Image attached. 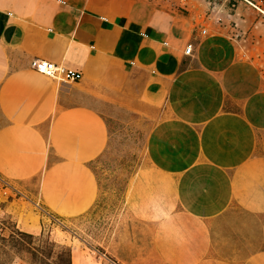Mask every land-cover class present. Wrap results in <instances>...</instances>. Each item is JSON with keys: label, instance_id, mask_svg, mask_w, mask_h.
Wrapping results in <instances>:
<instances>
[{"label": "crops", "instance_id": "crops-1", "mask_svg": "<svg viewBox=\"0 0 264 264\" xmlns=\"http://www.w3.org/2000/svg\"><path fill=\"white\" fill-rule=\"evenodd\" d=\"M34 59L82 77L58 83ZM134 118L144 163L104 238L64 237L71 264H264V0H0V211L15 230L100 216L96 166Z\"/></svg>", "mask_w": 264, "mask_h": 264}, {"label": "rangeland", "instance_id": "rangeland-1", "mask_svg": "<svg viewBox=\"0 0 264 264\" xmlns=\"http://www.w3.org/2000/svg\"><path fill=\"white\" fill-rule=\"evenodd\" d=\"M164 5H167L166 2ZM184 8L186 7L184 6ZM180 13L187 14V11L180 8ZM147 128L148 123L137 118L118 128L111 147L96 166L95 171L101 184L100 206L105 210L100 216H92L91 222L78 227V229L72 226L68 228L64 224V227H59L49 222L51 227H45L41 235L33 237L39 238L41 241L49 240L51 243L69 248L63 244L66 243L64 237L67 235L70 242L73 241L80 245H82L80 241L83 239L88 244H85V249H90L95 245L93 240L104 238L110 220L108 207L112 206L114 202L116 203L120 197L122 185L129 174L144 163L142 143ZM11 231H16L12 219L8 214L0 211V234L7 236ZM9 264L27 263L19 256L12 255Z\"/></svg>", "mask_w": 264, "mask_h": 264}, {"label": "trees", "instance_id": "trees-1", "mask_svg": "<svg viewBox=\"0 0 264 264\" xmlns=\"http://www.w3.org/2000/svg\"><path fill=\"white\" fill-rule=\"evenodd\" d=\"M11 254V255H10ZM19 256L27 264H71L70 249L16 231L0 234V264H9L10 256Z\"/></svg>", "mask_w": 264, "mask_h": 264}, {"label": "built area", "instance_id": "built-area-1", "mask_svg": "<svg viewBox=\"0 0 264 264\" xmlns=\"http://www.w3.org/2000/svg\"><path fill=\"white\" fill-rule=\"evenodd\" d=\"M191 51H192L191 46L190 45L187 46L184 50V55L186 56L190 55ZM31 68L35 73L47 77L51 80H54L58 83H66V84L74 83L79 81L82 77L81 73L77 71L67 69L61 65H56L52 62L42 59H34L31 62ZM42 213L46 216V218L51 224L57 225L59 227H64L63 223L59 219L47 215L44 212ZM110 263L116 264L113 262Z\"/></svg>", "mask_w": 264, "mask_h": 264}]
</instances>
